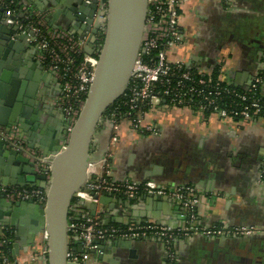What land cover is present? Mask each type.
I'll list each match as a JSON object with an SVG mask.
<instances>
[{
	"label": "crops",
	"instance_id": "1",
	"mask_svg": "<svg viewBox=\"0 0 264 264\" xmlns=\"http://www.w3.org/2000/svg\"><path fill=\"white\" fill-rule=\"evenodd\" d=\"M75 2L20 0L18 14L48 15L58 20L61 27L75 16L69 10ZM180 30L186 40L172 48L170 58L183 62L199 75L216 73L223 83L244 89L263 69L264 0H229L227 4L222 0H188L180 17ZM16 34H25L18 40L21 50L12 52V58L26 70L18 80L36 83L31 98L34 106L29 117H18L16 128L32 149L51 153L62 145L65 127L63 115L54 105L60 91L52 79H41L35 74L38 69L40 73L47 71L36 59L38 51L30 36L17 30L12 32L11 40ZM19 91L17 85L14 93ZM145 117L147 125L156 129L155 134L132 131L126 121L120 122L110 158L111 180L121 183L131 178L153 188L194 186L204 196L196 213L199 225L225 224L255 230L241 237L177 241L173 245L176 264H264V185L259 182L264 121H220L214 115L201 117L195 112L167 107L153 109ZM108 140V127L101 121L90 145L88 176L101 174ZM12 161L0 156V184L34 188L17 187V178L25 176ZM100 201L97 211L104 224L184 227L183 211L173 200L139 196L128 202L105 194ZM8 204L4 199L0 201V225H11L18 217ZM85 216H90L88 210L83 213ZM10 229V264H44L43 231L38 227ZM70 244V248L75 246L71 237ZM86 264H166V252L160 241L151 238L104 242L90 254Z\"/></svg>",
	"mask_w": 264,
	"mask_h": 264
},
{
	"label": "built area",
	"instance_id": "2",
	"mask_svg": "<svg viewBox=\"0 0 264 264\" xmlns=\"http://www.w3.org/2000/svg\"><path fill=\"white\" fill-rule=\"evenodd\" d=\"M147 1L148 11L141 45L125 92L126 104L130 110L136 112L135 117L130 112L124 119L130 130L137 132L143 129L155 134L156 129L147 125L145 116L147 112L160 107L180 108L195 112L201 117L214 115L220 121L240 122L253 118L264 121V65L262 71L241 90L231 89L226 86L228 84L224 85L219 78L214 79L211 75L197 74L183 62L172 60L169 55L172 48L181 46L186 40L180 30V17L188 0ZM222 1L226 4L229 2ZM17 4V0H0L3 17L18 31L30 36L38 51V63L53 75L60 88V96L54 105L63 115L68 135L91 85L102 39L97 36L93 54L87 55L83 51L84 39L66 30L49 27L41 14L32 12L19 16L14 9ZM101 121L107 125L109 131L101 174L96 177L88 176L82 188L75 193L71 208H78L85 203L96 204L98 198L105 194L120 196L127 201L139 196L166 197L173 200L183 211L184 227L175 229L160 224L107 226L102 225L96 217L85 216L81 222L70 224L69 233H73L71 238L78 237L82 251L70 252L67 259L69 264H86L90 253L95 252L104 242L150 238L161 242L166 252V264H173V245L177 241L195 237H241L255 232L251 227L199 225L196 213L204 196L194 186L153 188L148 184L136 183L131 178L121 183L113 182L110 158L121 121L115 114L108 117L103 115ZM0 140L6 148L27 158L33 164L34 170L45 177L46 182L50 180V158L43 156L38 150L30 149L16 127L0 128ZM259 182L264 185V157L259 167ZM0 193L9 203L30 201L44 204L46 199V188H13L0 185ZM6 229L0 232V264H10L2 251L6 245L11 246V238H5ZM42 236L46 241L45 231Z\"/></svg>",
	"mask_w": 264,
	"mask_h": 264
},
{
	"label": "water",
	"instance_id": "3",
	"mask_svg": "<svg viewBox=\"0 0 264 264\" xmlns=\"http://www.w3.org/2000/svg\"><path fill=\"white\" fill-rule=\"evenodd\" d=\"M69 10L75 14L71 21H64L60 27L57 24L58 20L54 21L55 19L47 15L45 17L47 25L51 28L60 27L84 39L83 51L87 55L93 54L98 33H102V40L93 79L75 123L68 135L64 127L62 145L58 149H54L51 153L41 152L43 156L50 158V180L46 182L45 177L34 170L33 164L27 158L6 148L0 140V156L9 161L13 160L17 167H21L25 176L17 178V187L46 188L44 204L30 201L9 203L0 193V201L4 199L11 205L12 212L18 214L11 225H0V232L7 227L20 229L38 227L41 231H45L47 239L44 245L46 251L44 264H69L67 261L69 253L82 251L78 237L72 238L75 246L70 248L69 213L72 201L75 193L82 188L88 178L90 145L95 130L106 110L127 90L141 45L148 1L105 0L103 5V0L84 2L76 0ZM5 23V19L1 20L0 16V128L8 129L16 127L18 117L23 119L29 117L30 110L34 106L31 98L36 83L27 84L18 80L23 77L26 70L21 62L12 58V52L21 50L22 44L18 40L25 38V34H16L14 40H11L12 32H17L16 27ZM22 64L27 65L25 62ZM35 74H39L41 79L47 77L52 79L60 91L51 73H40L38 69ZM17 85L20 86L18 94L14 93ZM19 134L22 136L20 132ZM27 146L30 149L33 147ZM162 199L170 200L166 197ZM100 203L99 197L98 203L81 204L78 209L82 212L88 210L90 216L99 219L100 212L97 211V207ZM15 246L12 245L14 249ZM91 253L93 254L94 251Z\"/></svg>",
	"mask_w": 264,
	"mask_h": 264
},
{
	"label": "trees",
	"instance_id": "4",
	"mask_svg": "<svg viewBox=\"0 0 264 264\" xmlns=\"http://www.w3.org/2000/svg\"><path fill=\"white\" fill-rule=\"evenodd\" d=\"M5 1H7V0H5ZM17 1H19V0H17ZM14 9L16 10V11H18V7L16 6V5H14ZM33 18V17H32ZM31 18V19H32ZM98 38L99 39H102V33H98ZM192 71H194L193 69H191ZM195 72V71H194ZM214 79H218V77H217V74L215 73V74H212L211 75ZM224 85H226L225 83H223ZM227 87H229V88H231V89H236V90H241L239 87H235V86H233V85H226ZM126 96H127V93H125V95H123L120 99H118L113 105H111L107 110H106V112H105V114H104V116L106 117H108V116H110V115H113V114H115V115H117V117H118V120L119 121H122V120H124L125 119V117H127V113H130V114H132V117H135V114H136V112L135 111H133V110H130L129 109V106L126 104ZM224 102L225 101H223V104H224ZM144 110H146V107L144 108ZM138 133H141V134H148V133H150V132H148V131H144L143 129L142 130H139V131H137ZM117 197H120V196H117ZM122 198V197H121ZM72 205H74V200L72 201ZM83 213H85V211H81V209H78V208H71V211H70V213H69V224H74V223H79V222H81V220H82V217H83ZM100 221V220H99ZM100 223L102 224V225H105L104 223H102L101 221H100ZM114 225V224H113ZM107 226H110V224H107ZM114 226H120V225H114ZM122 227V226H121ZM6 232H5V238H7V239H10V237H11V234H12V229H10V228H7L6 230H5ZM69 235H70V237H72L73 236V233H69ZM72 242L74 243V239H72ZM74 245V244H73ZM9 249H10V247L9 246H5L3 249H2V251H3V254L5 255V257L9 260L10 259V255H9ZM90 254H92V253H90ZM173 264H176V260H175V257H174V263Z\"/></svg>",
	"mask_w": 264,
	"mask_h": 264
},
{
	"label": "flooded vegetation",
	"instance_id": "5",
	"mask_svg": "<svg viewBox=\"0 0 264 264\" xmlns=\"http://www.w3.org/2000/svg\"><path fill=\"white\" fill-rule=\"evenodd\" d=\"M8 1V0H7ZM20 1V0H19ZM18 1V3H19ZM19 4H17L16 6L18 7V11H16L17 13H19ZM0 16L3 17V9L0 8ZM4 18V17H3ZM5 19V18H4ZM5 22H7V24L9 25V22L5 19ZM13 27V26H12Z\"/></svg>",
	"mask_w": 264,
	"mask_h": 264
},
{
	"label": "rangeland",
	"instance_id": "6",
	"mask_svg": "<svg viewBox=\"0 0 264 264\" xmlns=\"http://www.w3.org/2000/svg\"><path fill=\"white\" fill-rule=\"evenodd\" d=\"M220 79V78H219Z\"/></svg>",
	"mask_w": 264,
	"mask_h": 264
}]
</instances>
